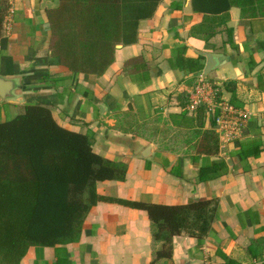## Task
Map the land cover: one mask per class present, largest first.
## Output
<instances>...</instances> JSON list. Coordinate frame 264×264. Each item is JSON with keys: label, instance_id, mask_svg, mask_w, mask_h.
Here are the masks:
<instances>
[{"label": "crops", "instance_id": "crops-1", "mask_svg": "<svg viewBox=\"0 0 264 264\" xmlns=\"http://www.w3.org/2000/svg\"><path fill=\"white\" fill-rule=\"evenodd\" d=\"M192 0H164L142 21L138 42L119 45L114 64L101 77L76 74L52 51L48 11L60 0H11L13 15L0 39V77L17 84L15 99L0 97V122L41 102L66 129L94 136V151L128 164L124 182L97 185L105 197L181 205L219 201L213 231L200 244L186 233L174 238L172 260L156 264H264V21L252 24L233 8L226 25L204 24ZM203 29L205 32H200ZM214 35L209 36L208 30ZM226 62L209 80L218 95L191 112L192 89L203 72L187 74L174 62L205 54ZM173 63V65H172ZM231 106L246 123L230 135L216 106ZM219 153H200L206 133ZM216 146V144H215ZM224 160L227 172L202 183L204 165ZM152 224L146 211L98 203L88 215L79 243L32 247L21 264H151Z\"/></svg>", "mask_w": 264, "mask_h": 264}, {"label": "trees", "instance_id": "trees-1", "mask_svg": "<svg viewBox=\"0 0 264 264\" xmlns=\"http://www.w3.org/2000/svg\"><path fill=\"white\" fill-rule=\"evenodd\" d=\"M162 1L60 0L57 9L48 11L53 55L73 73L101 77L114 64L119 45L138 42L140 23L153 18ZM191 6L204 15L208 29L226 25L233 8L241 10L244 22L264 21V0H192ZM10 8L11 0H0V39ZM215 32L208 30L209 36ZM202 60L181 55L172 65L187 74L200 73ZM93 143V134L64 128L54 110L41 102L0 122V264H21L32 247L79 243L88 215L100 202L148 213L154 243L151 264L173 259L176 236L186 233L201 244L212 233L217 199L163 205L100 195L98 183L124 182L128 164L97 154ZM203 152L218 155L213 132L204 135ZM226 172L227 163L215 161L202 167L199 181L207 183ZM224 261L238 264L227 257Z\"/></svg>", "mask_w": 264, "mask_h": 264}, {"label": "built area", "instance_id": "built-area-1", "mask_svg": "<svg viewBox=\"0 0 264 264\" xmlns=\"http://www.w3.org/2000/svg\"><path fill=\"white\" fill-rule=\"evenodd\" d=\"M13 15V9L10 8L9 17L7 21H10ZM218 95V83L209 80L205 75H201L195 83L192 93L191 100L188 105V110L191 112L196 111L202 107L205 103L212 104L216 100ZM216 106L220 109L222 114L218 117V122L227 130H230V135L240 130V127L246 123V115L243 113L236 112L231 106H222L216 103Z\"/></svg>", "mask_w": 264, "mask_h": 264}, {"label": "water", "instance_id": "water-1", "mask_svg": "<svg viewBox=\"0 0 264 264\" xmlns=\"http://www.w3.org/2000/svg\"><path fill=\"white\" fill-rule=\"evenodd\" d=\"M120 47V46H118ZM207 57V64L204 69L205 77H208L214 70L224 65L223 58L221 56H214L210 54H205ZM17 90V84L13 80H8L4 77H0V97L4 101H10L15 99L14 92ZM190 264V263H187Z\"/></svg>", "mask_w": 264, "mask_h": 264}]
</instances>
